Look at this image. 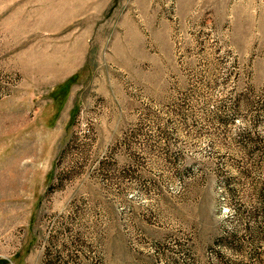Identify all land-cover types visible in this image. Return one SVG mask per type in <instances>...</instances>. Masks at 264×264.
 <instances>
[{"label": "rangeland", "instance_id": "obj_1", "mask_svg": "<svg viewBox=\"0 0 264 264\" xmlns=\"http://www.w3.org/2000/svg\"><path fill=\"white\" fill-rule=\"evenodd\" d=\"M0 264H264V0H0Z\"/></svg>", "mask_w": 264, "mask_h": 264}]
</instances>
